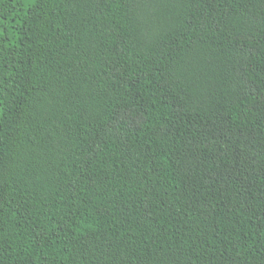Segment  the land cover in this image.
I'll list each match as a JSON object with an SVG mask.
<instances>
[{
    "label": "trees",
    "instance_id": "trees-1",
    "mask_svg": "<svg viewBox=\"0 0 264 264\" xmlns=\"http://www.w3.org/2000/svg\"><path fill=\"white\" fill-rule=\"evenodd\" d=\"M0 264H264V0H0Z\"/></svg>",
    "mask_w": 264,
    "mask_h": 264
}]
</instances>
